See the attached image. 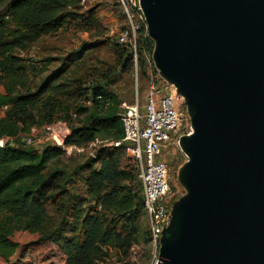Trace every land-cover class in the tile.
Returning a JSON list of instances; mask_svg holds the SVG:
<instances>
[{
	"label": "water",
	"instance_id": "1",
	"mask_svg": "<svg viewBox=\"0 0 264 264\" xmlns=\"http://www.w3.org/2000/svg\"><path fill=\"white\" fill-rule=\"evenodd\" d=\"M140 6L154 68L192 129L158 264H264V0Z\"/></svg>",
	"mask_w": 264,
	"mask_h": 264
},
{
	"label": "trees",
	"instance_id": "2",
	"mask_svg": "<svg viewBox=\"0 0 264 264\" xmlns=\"http://www.w3.org/2000/svg\"><path fill=\"white\" fill-rule=\"evenodd\" d=\"M83 1L88 0H0V5H8V16L0 17V109H6L0 117V139L18 138L56 120L68 123L70 145L123 139L121 103L115 96L99 86L89 96L77 81L64 80L59 72L37 83L15 56L16 49L26 52L31 44L67 29L72 22L83 19L89 24L90 19L73 11ZM119 46L113 49L116 61L131 68L133 53L126 55L124 48L120 52ZM145 46L152 54L154 44L143 31L140 53ZM71 98H79L84 106L68 107ZM123 151L102 148L90 165L74 173L59 168L48 172L61 156L51 146L38 153L17 140L0 149V261L8 264L16 256L19 246L12 238L19 232L41 234L62 244L66 264H107L113 251L127 256L140 234L144 201L137 169ZM75 179L92 197L94 206L88 210L73 205L81 202L69 189Z\"/></svg>",
	"mask_w": 264,
	"mask_h": 264
},
{
	"label": "rangeland",
	"instance_id": "3",
	"mask_svg": "<svg viewBox=\"0 0 264 264\" xmlns=\"http://www.w3.org/2000/svg\"><path fill=\"white\" fill-rule=\"evenodd\" d=\"M87 2L84 5L80 3L75 5L74 7H77L73 8V11L78 15H83L85 19H90L89 24L83 19L82 22H72L73 24L67 29L43 37L38 42L31 44L26 52L16 49L15 56L23 61V67L35 76L37 83H41L59 72L62 76L64 75V80L66 78L77 81L76 85L86 89L89 96L92 95L94 88L99 86L115 96L121 105L123 103L132 104L139 97L141 107H143L150 86L149 78L160 77L154 68L152 54L145 46L141 53L138 51L137 63L134 61L131 68L125 66L124 63H118L113 49L117 47L116 37L125 27V20L120 8L114 0H88ZM7 12L8 5H0V17H7ZM12 31V27H9L10 34ZM119 48L120 52L124 48L127 52L126 55L130 54L129 48L121 46ZM86 57L89 61L82 62ZM80 102L79 98H71L66 105L68 107L72 105L84 106ZM5 111V108L0 109V117H4ZM61 114L62 117L66 116L65 112ZM93 144L94 142L86 146H78L87 150L72 157L61 153L60 160L54 161L48 167V172L59 168L74 169V173H76V168L91 158V154L97 157L99 150L109 147L105 145L93 146ZM47 146L58 149L43 138L37 139L33 146L24 145V148L41 153ZM123 155L132 161L131 167L135 168L136 164L131 154L123 151ZM161 159L168 161L171 168L172 192L170 198L175 202L185 194L179 183L178 174L187 162V157L181 151L179 144L175 143L169 147ZM96 166L99 165L96 164ZM69 189L75 198H81V204H73L76 208L83 207L88 210L94 206L92 197L85 194V187L81 180L70 181ZM144 212L139 221V237L128 255H123V252L116 255L113 251L107 264H152L155 250L150 240L148 217ZM12 240L18 244L19 249L8 264L66 263L62 244L48 241L41 234L19 232L14 235ZM0 264L7 263L0 261Z\"/></svg>",
	"mask_w": 264,
	"mask_h": 264
},
{
	"label": "built area",
	"instance_id": "4",
	"mask_svg": "<svg viewBox=\"0 0 264 264\" xmlns=\"http://www.w3.org/2000/svg\"><path fill=\"white\" fill-rule=\"evenodd\" d=\"M121 10L125 27L116 37V42L129 48L137 63L139 39L147 23L141 10L140 0H114ZM83 1L81 4H86ZM150 86L145 104L141 107L139 97L132 104L120 106L119 117L124 130L122 140H96L93 146L105 145L123 149L131 154L136 164L138 179L142 186L144 210L149 221L150 240L155 250L152 264H158L160 239L171 220L172 192L171 168L161 157L181 137L192 133L185 98L178 90L160 77H150ZM162 84V87H160ZM76 116L73 115V118ZM71 130L66 121L56 120L50 125L33 128L30 133L18 138L3 137L0 149L17 140L23 145L33 146L43 138L55 145L62 154L72 157L87 149L68 144ZM74 153V154H73ZM73 154V155H72ZM95 159V155L91 154Z\"/></svg>",
	"mask_w": 264,
	"mask_h": 264
},
{
	"label": "crops",
	"instance_id": "5",
	"mask_svg": "<svg viewBox=\"0 0 264 264\" xmlns=\"http://www.w3.org/2000/svg\"><path fill=\"white\" fill-rule=\"evenodd\" d=\"M66 262V261H65ZM66 264V263H65Z\"/></svg>",
	"mask_w": 264,
	"mask_h": 264
}]
</instances>
